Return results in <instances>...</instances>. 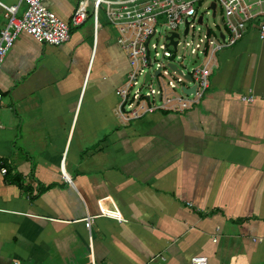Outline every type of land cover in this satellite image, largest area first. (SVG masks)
Segmentation results:
<instances>
[{
	"label": "crops",
	"instance_id": "obj_1",
	"mask_svg": "<svg viewBox=\"0 0 264 264\" xmlns=\"http://www.w3.org/2000/svg\"><path fill=\"white\" fill-rule=\"evenodd\" d=\"M76 2L44 0L66 22ZM215 63L190 109L120 123L115 89L128 64L113 28L88 16L59 45L19 33L0 67V264H264L255 26ZM248 91L253 100L240 101Z\"/></svg>",
	"mask_w": 264,
	"mask_h": 264
},
{
	"label": "built area",
	"instance_id": "obj_2",
	"mask_svg": "<svg viewBox=\"0 0 264 264\" xmlns=\"http://www.w3.org/2000/svg\"><path fill=\"white\" fill-rule=\"evenodd\" d=\"M203 1L77 0L67 22L51 11L44 0H18L14 4L0 2L4 18L0 27V67L19 33L24 32L34 40L49 45H59L67 41L69 29L83 23L88 16L96 28L98 13L102 9L106 22L115 31L116 43L128 64L124 80L115 89L117 103L114 115L117 120L128 123L157 112L182 113L204 97L218 52L233 46L249 25H254L257 37L264 40V0H210L203 7V12L211 13L214 17L218 6L222 30L213 34L210 28L204 26L202 36L195 42L184 41V53L187 51L195 60L200 58L198 63L186 65L183 55L175 54L179 45L178 28L181 26V33L187 35L196 23H202L203 16L197 14L196 9ZM211 2L214 3L213 9ZM20 4H23V10L18 13ZM158 33H162L159 41L155 39ZM171 41H175L174 46ZM146 73L149 76L147 79ZM191 87L192 91L184 92V89ZM238 98L249 103L254 97L248 91ZM62 161L61 175L65 181H70L63 172ZM5 172L6 167L0 159V173ZM98 209L101 215L121 219L115 208L107 209L98 203ZM90 221L91 217L84 218L87 229ZM10 264L17 262L12 261ZM89 264H94L91 255ZM147 264L154 263L151 261ZM185 264H206V258L194 255Z\"/></svg>",
	"mask_w": 264,
	"mask_h": 264
},
{
	"label": "rangeland",
	"instance_id": "obj_3",
	"mask_svg": "<svg viewBox=\"0 0 264 264\" xmlns=\"http://www.w3.org/2000/svg\"><path fill=\"white\" fill-rule=\"evenodd\" d=\"M210 0H205L203 1V3H201L200 7H198L196 9V12L197 14H202L203 16V19H202V23L199 25V24H195L193 28H191L189 30V33L187 35H183L181 32H182V27L180 26L178 28V32L180 33V35L178 36V40H179V45H178V48H177V51L175 52V54H178V55H183L184 59H183V62L186 64V65H191L192 63H198L200 61V58L198 57L196 60L195 58H193V56H189V54L187 53H184L185 50L183 49V42L184 41H193L195 42L197 40L198 37H201L203 32H204V26L208 27L211 29V32L214 34L216 33L218 30H222V27L219 25V15H220V10H219V7L217 6L216 9H215V16L212 17L211 16V13H208V14H204V9L203 7L209 3ZM88 9L90 10V6H88ZM2 14V13H1ZM103 13H102V9L99 10V13H98V22L100 25H104L106 26L108 29H110L112 31V26L110 24H108L105 20V18H103ZM1 19L3 20V23H4V18H0V21ZM3 25V24H2ZM162 33H158L155 37V39H157L158 41L160 40V37H161ZM187 50V49H186ZM124 80V78H123ZM122 80V81H123Z\"/></svg>",
	"mask_w": 264,
	"mask_h": 264
},
{
	"label": "water",
	"instance_id": "obj_4",
	"mask_svg": "<svg viewBox=\"0 0 264 264\" xmlns=\"http://www.w3.org/2000/svg\"><path fill=\"white\" fill-rule=\"evenodd\" d=\"M210 6H211V8L213 9L214 8V3L213 2H211L210 3ZM212 15H213V13H212ZM200 21V17L198 18V22ZM207 31V30H206ZM186 32V28L184 29V33ZM174 36H175V34H174ZM172 42V45L174 46L175 45V41H171ZM172 68H174L173 66H171ZM155 73H157V70H155ZM147 78H149V76H148V73H146L145 74V79H147ZM193 90V87H191V88H186V89H184V92L185 93H189L190 91H192Z\"/></svg>",
	"mask_w": 264,
	"mask_h": 264
}]
</instances>
